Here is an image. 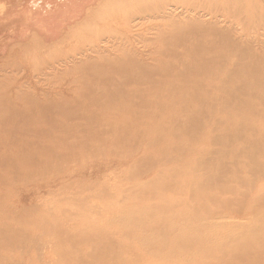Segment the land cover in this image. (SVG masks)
<instances>
[{
  "label": "bare ground",
  "instance_id": "bare-ground-1",
  "mask_svg": "<svg viewBox=\"0 0 264 264\" xmlns=\"http://www.w3.org/2000/svg\"><path fill=\"white\" fill-rule=\"evenodd\" d=\"M51 1H54V0H51ZM126 1L127 0H125V2ZM131 1L133 3H131ZM135 1H138V0H135ZM192 1L194 2V0H191L190 2L192 3ZM201 1H198V2L200 3ZM207 1L208 0L204 1V3H203L205 6H207V4H208L207 7L211 6L210 8H212V7L216 8V6H217V8H218V5H220V7L218 9L222 8L221 4H223L224 2L231 3L230 0L229 1L228 0L227 1L219 0V2H221V4H220L218 2V0L217 1L213 0L214 3L212 4V3H210L211 0H209L210 2L209 1L208 2L211 4L209 6V3ZM222 1H224V2L222 3ZM244 1H246V4L249 2L251 3V1H249V0L248 1L247 0H233V2H237V3L235 4L232 2L233 4H235V6L231 3L232 7H229V8H233V6H234V9L232 12L235 14L234 16H236L235 18L237 19V20L234 19L235 22H237V25L235 26L236 28L238 26H241L242 24H244V25H247L246 23H248V25L251 24V23L249 24L248 21L246 23L240 24L242 22L241 20H243V22L246 21L245 18H248L247 20L252 22V24L253 23L256 24L257 23L256 21L260 20L263 16V14H262L261 18H260L258 16V12H257L258 17L257 16H255V17H256V19L257 18H259V19L254 20L253 16H254V13L256 15L257 10L254 7V9H255V12H254L253 5H251L252 10L250 8V11H253V13H250L251 15L247 14L249 12L248 10H249L250 6L248 7V5H247L248 8L245 7V5H243V4H245ZM259 1H260L261 5L264 7V0L263 1L259 0ZM259 1H257V3ZM123 2H124V0H123ZM123 2H122V0H120V1L119 0L118 1L117 0H106V1L103 0V2H101L100 0H65L63 3H60L59 5H57L58 8H56L54 10V12H52L50 15H48V14L47 15H40V17L45 16V17H50L51 19H47V18L43 17L41 20H44V22H42V24H41L42 26L40 27V29L37 32L31 33V32H28L26 29H24V30L22 29V31L18 35L19 36L18 38H20L22 40L28 39L29 44H26L27 42H25V45L23 44V47L21 48V46H20L21 42H20L19 43L20 45L17 46V47H20L18 49H17V47H15V49H14V48H12L11 45H9L14 50L20 49L18 51V55H20V57L16 56L15 55L16 53L14 51H13V53L10 52L11 54H14L16 56L17 60H18V58H19V60L21 59L20 65L18 64L19 65L18 69L21 68V63H22L23 59L29 60V64H31L30 60L33 59L32 58L33 54L31 53L32 55H30V52H33V51H34L33 53H35V51H36L37 52L36 54H39V55H40V52L42 53V55H40V56L38 55L39 57L37 56L35 58L36 63H37L38 59H39L38 64H39V62L41 63V64H39V67L44 66L45 69L46 68H47V70L50 69V72H47V70L43 71L41 69L42 71L40 73V69L36 68L37 71L33 70V73H36V75L33 77V80L30 82L27 81V79L30 77L23 76L26 79V82L29 83L31 86V88L29 90H27V92H21L19 90V88L17 89V91H14V92L11 91L10 92L9 90H10L11 86L9 87L8 85L13 86L14 83L8 84L7 87H9V89H5L6 84L2 83L1 81L4 82L5 79H7L8 77L11 78V76H8L6 78H4V76L2 77V75H4V73L2 74V72H5L4 70H6L5 69L6 61H4V60L8 59V58H2L3 62H5V63L0 62V73H1L0 79L2 77V80H0V83H2V84H0V164H2L1 162L8 161V165L6 166V169L4 170V171H6L7 177H9L11 174L12 175L10 176V178L14 177V176H18V183L17 184L12 183L14 186L11 188L10 191L8 190L5 193H4V191L7 188H2L4 186V179L3 180L0 179V217L1 218L3 217V221H4V219L7 220L8 217L11 216L12 214H15V217H16L15 218L16 221L13 220L14 223L12 221L9 224H6L3 221L0 222V231H2L4 233L6 238H9L11 240H19L20 237H19L18 233H19L20 229H23L25 234H28L31 232V230L33 228L37 227L40 229H44V227H45L43 222H42V219L39 216L28 215L26 212H23L21 210L22 209V203H15L14 202L15 197H21L22 199L24 198L23 192H21V191L26 186L25 184H27V182H29L32 178L38 177L40 179L39 181H44L46 179L49 181V184H45V186H47V188L57 189L56 186L59 185L58 183L61 184V182H63V181H60V180H62L63 176H66V175H74L75 176L77 173V175H76L77 178L81 179L83 177V171L85 172L86 169H88V167L85 166V164L84 165H82V163L79 164L77 162L78 160H80V162H81L82 159H85L84 161L86 163L87 157L89 160L93 157L100 156V159H97V161H94V160L92 161L93 162L92 166H94V168L98 167V166H96V165H98V162L103 160V158L106 157V155L111 151L112 148L113 149L117 148V147H115V144H118V145L120 144L119 145L120 147L118 146V148L122 147V150L119 149L120 150L119 151V150H117L118 148L114 149L117 151H114L115 155L113 157L109 158V161H110L109 165L110 166L116 160L117 157H118L117 162L115 164L118 166L120 164H122L123 163L122 158L118 155H120V154L122 155L124 153H126V157L129 156L127 158L128 163H130L129 162L130 157H131L130 155H133L136 152H138L137 154H139V156H142V158H143V155L147 156V153L149 155L147 157H150L149 152L153 153V151H155L156 149L153 151L147 152V151H145L147 148L143 147V146H145L144 144H146V145L148 144V146H150V148H151V145L152 146L154 145L153 144L154 141H155L154 142L155 144H157L159 141V144L161 146V140H158V139H160L159 134H161V131L166 130V128L168 127V125L166 126L164 121L169 119L171 122L172 118H173V121L177 118L180 120L181 117H178V115H180V114L183 115L182 110H183V108H185V106L188 105L187 102H189V101L192 102L193 100H197L200 103L201 100L203 101L205 99V97L212 94L210 92H212V90L215 89L214 88L215 85L218 86L217 85L218 82L215 84V79H216L215 77L216 76L218 77L217 73H215V72L220 67H218L217 70L215 69L216 68L215 64H217V63H215V61L222 59L224 61L221 62V60H220V63H225L224 64L225 66H229L228 64H232L233 67L230 66L231 67L230 71L232 70V68L236 69L238 66L237 65L236 68L234 67V65L238 64L239 62H238V60H237V63L235 61L231 60L232 58H234L233 57L234 54L232 53V50L229 51V49H232L234 47H235L234 49H236L237 45H241L242 40L244 39L242 37H245L244 34L246 32H243L244 34H242L241 31L238 30L239 28H242V27H238L236 30L234 29L235 31H233L234 26L232 27V24L230 22L234 17L232 18L233 14H231V15L229 14V13H232L230 11L232 9H229V11H228L229 12L228 14L230 15V16L228 15V17H231L230 21H229V19L226 20V22L229 21L230 25H228V26L226 25L227 23L224 21L223 22V23H225V24H223L224 27L223 26L218 27L219 26L218 24L221 25L222 23L219 22V18L215 17V15L218 16V15H220V13H222V16H224V18H225V15H227L226 9H228V8H226V7H228V5H229L228 3H227L228 5L226 4L227 6L225 5V3L223 4V6H226V7H224L226 9H223V8L220 9V13H218V14H216L215 11H214L215 14L213 13V8L212 9L206 8L203 4L200 3L201 5H203L205 7L207 12L209 11L207 9H210L211 13L210 12L207 13L206 11H204L206 13V14H204V13L200 12V10L202 8L198 9L201 7V5H198L200 7L195 8L196 5L198 4L197 2H196L197 4L194 7H192L193 10H190V8H188V7L189 6L191 7L192 5H190V2L188 0L189 5H187V7L183 6L182 8H180L178 10H180L182 12H186L188 14L191 13L192 15H195L197 17H201V20L202 21L205 20V23H202L201 20L200 21H190V24H187L188 28H186V27H181V26L180 27H173V24H174L173 22L166 24V21H168V20H163V19L159 20L163 17L162 14H167V11H165V10H163L161 12L162 13L161 14L159 11H157V12L154 11V8H152V9H148V8L140 9L139 6L140 7H142L143 5L145 6L146 1L142 4L141 3V2H143L142 0H139L138 3L134 2V0H128L126 2L127 6L125 5V2H124L126 9L123 5ZM183 2H182L183 4H186V3L188 4V2H186V0H184ZM205 2H207V3H205ZM217 2H218V4H217ZM2 3H3V1L1 2V4ZM128 3H129V5H128ZM250 3H249V5H250ZM132 4L133 5L135 4L136 6L133 7ZM137 4H139V5H137ZM140 4H142V5H140ZM194 4L195 3H193V5ZM121 5L123 7H121ZM131 5L133 8H135V9L137 8L135 16H134L135 9H131L130 8ZM236 5H238V6H236ZM258 5H259V3H258ZM150 6H152V5H150ZM150 6H148V7H150ZM0 7H2V8H0L1 10L4 9V7H5L4 3ZM127 7H129L130 10H132V11H129V13H131V14L133 13L132 15L134 17H132V15L127 13L128 11H126V10H129ZM243 7H245L244 9H248V10H243ZM263 7H262V9L264 11ZM186 8H188V9H186ZM138 9H140L142 12ZM214 10H217V9H214ZM221 10L224 11V13H225L224 15H223V12ZM137 11L141 12L140 15L137 13ZM43 12H44V10H43ZM217 12H218V10H217ZM245 12H247V13H245ZM246 14L250 15L253 18L250 17V19H249V16L246 17L247 16ZM123 16H125L126 19H125V17L123 18ZM110 18H113V19L115 18V19H117L116 21L122 20V22L124 19V22L123 23L120 21L116 22L114 20L110 21L111 20ZM215 18L218 19V21H217L218 24H216ZM226 18H227V16H226ZM27 19H28L29 23H30V21H32V19H30V17ZM107 19H109L107 21L108 23L114 21V23L116 22L115 24H117V25H118V23H120L121 26L123 25L122 26V27H124L123 30H120L121 27H119L118 29L115 28L117 31H119V33H118L119 35L115 34L116 32L111 34V32H112L111 30H113L114 27L117 26V25H114L113 23H112L114 26L113 29L111 27L112 26V24H111L110 25L111 28L109 27L106 30V26H109V25L107 24L106 21H102V20H107ZM221 19H223V17ZM262 19L264 20V18H262ZM251 20H253L255 22H253ZM97 21L98 22L101 21L100 23H103V24L105 22L106 25L105 24L103 25L105 27L104 30H106L108 32V30L110 29L108 32L109 35H112V37H114L116 35V38L118 37V39L112 38V39L116 40V41L113 40L114 43L111 41V43H112L111 44V43H109L110 40H108V41L106 40V43L104 44L105 41L103 42V40L101 38L103 37L104 33H106V32L103 30L104 33H102L103 35L101 38H100V33H99V38L101 40H99L98 36L96 38H98V40L100 42H103L104 46L106 44L108 46V44H109V46H110L109 48H111L115 44H117V45L119 44V46L124 45L125 49H123V47L121 46V49H122L121 52H123L122 54L126 55V51L129 49L134 50V53L132 55H135L139 50H140L139 52L141 54H138L139 56H134L132 58H129L130 54L133 52V51H131L129 53V57H128V54L126 56V58L128 57V59L125 60V62H124L123 59L125 57H122L123 62H121L122 61V60L120 61L121 56H119V54H118L119 52L117 51V54L120 57V59H118V60L121 63L116 62V63L112 64L113 61H116V60H112V62H111V60H109L111 62V65H110V63L108 64V61H107V64L102 63V65L105 67L107 65L110 66L109 68L107 67V69L104 67L106 69V71H108L109 69H112V71H110V72L109 71L108 72L100 71L102 66L97 67V68L101 67L100 70L99 69L96 70L94 67V69H92V71H90V72L86 71L85 69H87V68H85V67L88 64V58H89L88 55H90L91 53H94V54L96 53L95 55L98 56L99 54L103 53L102 54L103 56H104V54L107 56H110L106 53L107 52L109 53L110 50L113 49L112 48L109 50L107 46L101 47L100 43L98 41H96L97 39L94 40V42H98L99 45L94 43V42H89V41H93V40L87 39V40H89V41H87L85 39L86 36L87 37L89 36V33L93 32V35L95 33L97 35L98 34L97 32L101 31L104 28V27L99 28L98 25L100 23L97 25ZM238 21H240L239 24H238ZM36 22L37 21L35 19L32 21V24L36 23ZM196 22H198V23L196 24ZM233 22L234 21L232 20V23ZM258 22H259V25L261 26V24H262V23L260 24L261 21H258ZM148 23H150V24H148ZM187 23H189V22H187ZM257 25H258V23H257ZM257 25H254L255 28L257 27ZM155 26H157V27H155ZM164 26H171V29L169 27H167V30H169L168 33L172 32L175 35V37L176 36L178 37L179 34L185 35V34L189 33L190 37H189V39L187 38L188 39V41H186L187 43L193 42L194 41L193 38H195L196 40L198 38H201L202 40H204L203 39L204 36H209L208 38L212 39V40L210 39V42H209V45H210V43L212 44L214 42V40L217 38V36L220 38H221V36L225 37V35L228 34L227 32H229L230 33L229 35H232V38L227 39V40L221 39V41L222 40L225 41L224 42L225 46L222 45V46H224V50H227V53H232L233 56L230 59L229 58L230 56L225 58L226 55L223 54L224 57H222L221 55L224 51L220 55V52L222 51V49H221V45H219V44H221V43L223 44V41L222 42L219 41L220 38H218L219 39L218 42H220L218 45L220 48L218 46H216L219 48V50H216L217 48L214 49L215 48L214 46L210 45V47H208L209 45L208 46L205 45V47H208V48L212 47L214 49V50H212L213 52H215V50H216V52L220 51V52H218L219 54L213 53L214 55H208L209 54L208 52H210V50H211L210 49L208 51L207 50L208 48L206 50H204L203 48L202 49H198V48L196 49V47H198L199 45H200V47H203L204 45L202 44L203 45L202 46L201 44H198V43H201V41L198 43L196 41L198 46L196 44V47H195L194 46L195 41H194V43H190V44H192L191 46H194V47L187 46V43L185 42L188 49L190 48V51L188 49H186L185 50L186 52L184 54H181L180 56H178L179 55L178 53H181L183 50L182 41L184 39H186L185 37L187 35L184 37L183 40L182 39L180 40V38H177L181 41V42H179V40H177L178 41V44H177V43H175V42H177V41H175L176 38L172 35H171L172 37H170V38H172L171 40L165 39L168 37H165L164 34H168V33L166 32V29H165L166 27H164ZM215 26H217L218 28H222V29H216ZM225 26H226V29H225ZM247 26H245V27H247ZM262 26H263V24H262ZM97 27H98V29H97L98 31L96 30L97 31L96 32L95 29ZM159 27H161V28H159ZM192 27H193V29L191 30L190 28H192ZM250 27L251 26H248V28H247V29H250V31H251V28L253 30L255 29L253 27V25L251 28ZM139 28H141V29H139ZM155 28H157V29H155ZM223 28H224V30H223ZM99 29H101V30H99ZM138 29H139V31H138ZM187 29L191 30V31H188ZM243 29H245V28H243ZM258 29H260V27L257 28L256 34H257ZM261 29H263V28H261ZM114 30H113V32H114ZM237 30L239 31V33L236 32ZM103 31H101V32H103ZM120 31H122V32L120 33ZM143 31H146L145 35H149V36H152L153 34H156V36L158 35L157 40L159 42L158 43L159 47L161 46L160 44H162L163 47L161 46L162 48H159V47L157 48V56H155L152 53L153 48L150 46L152 44H149L151 42H149V43L147 42L149 45L142 42L143 44H145L142 46H140L142 44V43L140 44L141 41H139V44L137 43L138 41L136 40V37H138V34L140 35V33L142 35L144 33ZM250 31H247V32H250ZM137 32H139V33H137ZM164 32H166V33H164ZM186 32H188V33H186ZM253 32H255V30ZM253 32L251 31L250 33H253ZM108 33H106L105 36ZM235 33L237 35H235ZM258 33L260 34V35L257 34L259 36H261L263 34V33L261 34V32H259V31H258ZM93 35H90L91 39H92ZM96 35H94V36H96ZM109 35H107V36L109 37ZM168 35H166V36H168ZM181 35H180V37L183 36V35L182 36ZM215 35H217V36L215 37ZM257 35L253 36L254 38L257 37V38H255V40L260 38ZM210 36H212V37H210ZM106 37H103V38L105 39ZM253 37L250 39L254 40ZM190 38H192V40ZM213 38H214V40H213ZM227 38H229V37H227ZM262 38L264 39V35L262 36ZM106 39H108V38H106ZM147 39H148V36H147ZM157 40H156V43H157ZM247 40L248 39H245V41H247ZM47 41L48 42L50 41L51 43H48ZM52 41H56L57 43H53ZM205 41H206V39H205ZM211 41H213V42H211ZM259 41H260V39L258 41H255V42L250 41V44L251 43L253 44V45L251 44V47L256 45L254 43H257ZM248 42H249V40H248ZM180 43L182 45L181 46L182 49L179 46H175L176 49H178V47H179V49H181L180 52H177V54H176V51H175L176 55L172 52L176 58H172V60H171V58L169 57V60L167 62V59L169 56V54H168V56L166 55L167 59H165V56L162 58L165 60L160 59L162 57L160 55L163 54L162 53L163 50H164V52L165 51L169 52V51H167L168 49L167 50H165V49L169 48L173 44L180 45ZM204 43H206V42H204ZM243 43H244V40H243ZM243 43H242V45H243ZM245 43H244L243 47L241 46V48H240V46H239L240 49L237 47V49L234 50V52L237 50L239 51V53L242 56L241 57L242 60L243 59L246 60L247 56L245 54L250 55L249 54V53H251L250 50L252 48L253 49L256 48V46H257L256 45V46L251 48L250 45H247L251 49L244 48ZM12 45H14V43ZM68 45L69 46L71 45L70 48H72V46L76 47V49L73 47L74 48L73 50L75 51V53H74L75 55H72L73 53L68 52V53H71L70 54L71 56L64 57L66 55H64V56H62V55L64 52H67L65 50L66 49L65 46H68ZM259 45H258V47H259ZM10 47H9V49L12 50ZM175 47L173 45L172 48L175 49ZM262 47H261V49H262ZM62 48H63L64 52L61 51L59 53V49H62ZM67 48H69V47H67ZM127 48H129V49H127ZM172 48H171V50L173 51ZM116 49L118 50L117 46L115 47V50H112V51H116ZM171 50H170V52H171ZM124 51H125V53H124ZM129 51H127V52H129ZM135 51H136V53H135ZM254 52H255V50H254ZM7 53H8V51L6 52V54ZM10 53H8V55H10ZM68 53H64V54H68ZM113 53H112V56H113L112 58L114 59V55L116 52L114 54ZM260 53H261V51H260ZM173 54H171V56ZM235 54H237V52H235ZM253 54L254 53H252L251 55H253ZM14 55H12V56L14 57ZM55 55L56 56L60 55V57H62V58L64 57V58L60 59V57H56ZM216 55H218V56H216ZM251 55H250V57H251ZM255 55H257V53ZM2 56H4V55H2ZM5 56L7 57V55H5ZM12 56L10 55L9 59ZM86 56H88L87 59L85 60L86 62L78 61L79 59H81V60L84 59ZM118 56H115V59H116V57L119 58ZM122 56H124V55H122ZM104 57H106V56H104ZM253 57L255 58V56H253ZM253 57H252V60H254ZM103 58H101V59L98 58V59L100 61L101 60L103 61ZM112 58L109 57V59H112ZM236 58L237 57H235V59ZM93 59H94V57L90 61L92 62ZM98 59H97V61H99ZM173 59H176L178 61L177 62H176V60L173 61ZM179 59H183L182 62L179 63ZM249 59H251V58H249ZM249 59H247V60H249ZM104 60L106 61L105 58H104ZM247 60H246V63H247ZM263 60H264V57H263ZM0 61H1V59H0ZM12 61H13V59L11 60V63H12ZM97 61H95V62H97ZM249 61H248V63H250ZM14 62H16V60ZM33 62H34V60H33ZM33 62H32V64H34L36 66L37 64H35ZM79 62H81V65L84 66L85 69L83 68L81 70L82 67H80V68L77 67ZM256 62L257 61H255V63ZM260 62L264 64L263 61L260 60ZM260 62H259V64L261 65ZM27 63L28 62H26V64ZM85 63H87L86 66L83 65ZM94 63L88 64V66H95L96 64H94ZM220 63H218V64L220 65ZM242 63H244V62H242ZM246 63L242 65L243 69H241L240 68L241 65H239V69L237 68V70H235V71L233 70L234 73L235 72L238 73L237 75H233V71H232V76L234 77V79L231 76V74L229 75V78H227L228 76H227V73L225 71V66L223 67V70L225 71L224 76L226 79H229L230 81L233 79L231 82H229L232 84V88L234 87L233 83H232L234 81L235 84L239 83V85L238 84H237V86L235 85L236 88H239V89L241 88L243 90V88L246 86L245 91L247 92V89H249V92H247V93L249 95H251L252 92L250 94V90L251 91L254 90V92H255L256 86L253 87V89H250V87H247V85L249 84V81L248 82L245 81L247 84L246 85L243 84L240 87V85L244 82V80H250L247 78V72H248L247 68L249 65L251 66V64H248V63L246 64ZM24 64H25V62H24ZM218 64H217V66H219ZM240 64H241V62H240ZM100 65H101V63H100ZM11 66H13V65H11ZM35 66H33L32 68L35 69ZM220 66H222V65H220ZM244 66H246L247 68H244ZM16 67H17V65H16ZM252 67H254V65H252L250 69L248 68L249 71L251 69H253ZM262 67H261V70L264 69ZM9 68H10V66H9ZM90 68H92V67H90ZM11 69H12V67H11ZM18 69H17V72L20 71ZM240 69H241V72L240 71H239L240 73L237 72ZM83 70H85V71H83ZM93 70H95V71H93ZM243 70H246V71H243ZM12 71H14V68ZM21 71L19 72L20 74H21ZM224 71L221 70L220 73L222 74ZM5 73L7 75L11 74L10 72H7V71ZM14 73L16 74V72H14ZM19 73H17V74H19ZM248 73H250V72H248ZM221 74H219V76ZM222 75L219 77V80H221ZM251 75H249L248 77L251 78L250 77ZM262 75H264V74H262ZM56 76H60V77L56 78ZM224 76L222 78H224ZM235 76H237V77L235 78ZM255 76H257V75L252 76V78ZM230 77H232V79H230ZM260 77H261V75H258L257 80H259L258 78H260ZM10 78H8V79L11 80ZM225 78L223 81L226 80ZM238 78H239V80H236ZM245 78H247V79H245ZM261 78L263 79L264 76H262ZM255 79H254V82H252L253 79H252V81L250 80V82H252L251 83L252 85L250 84L249 86H253V83H255V82L259 83L262 80L261 79L259 82H257V80L255 81ZM52 80L56 84L52 83L51 82ZM229 80H226L227 82L226 81L225 82L228 83ZM238 81H240V82H238ZM9 82H11V81H9ZM261 82H260V84L262 85L263 81H261ZM260 84H258L259 86L257 85L258 87H256V91H257L256 93L257 94L263 93L261 95L264 96V86L260 87ZM228 85H230V84H228ZM254 85H256V84H254ZM4 86H5V88H4ZM14 86L19 87L18 84L14 85ZM39 86H41L42 88H40ZM229 88H230V86H229ZM229 88L227 89L228 90L227 94H231V92H230L231 88H230V90H229ZM257 88H258V90H257ZM14 89H16V88H14ZM210 89H212V90H210ZM235 89L233 90V92L236 91ZM206 90H210V91H208V94L205 93ZM224 90H225V92L227 91L226 88ZM240 90H238V91H240ZM199 91L200 92L203 91V92L201 93V96L198 97L197 93L199 94ZM221 91H222V89H221ZM214 92H215V90H213V93ZM219 92H220V90L218 91V93ZM233 92H232V95L235 94V92L234 93ZM243 92H244V90H243ZM192 93H194V94H192ZM203 93H204V95L206 94L207 96L203 97V95H202ZM239 93L240 92H237V94H239ZM190 94L192 95L193 99L190 98L191 97ZM223 94H225V93H223ZM227 94H226V96H227ZM241 94H242V91H241ZM241 94H240V97H241ZM244 94L245 93H243V95ZM193 95L195 96V99H194ZM243 95H242V97L244 98V96H246V94L244 96ZM196 96H197V98H196ZM219 96L220 95H218V97ZM234 96L235 97L233 100L232 99L228 100L229 97L227 96L228 102H230V101L232 102V103L230 102L232 104V106L229 103L230 104L229 107L231 106L232 109L234 106H235V108H237L236 107V101H235L236 95H234ZM255 96H254V98H256ZM201 97H203L204 99ZM211 97H213V100L211 98V100L213 102L215 99L217 100V102H219L218 97H215L213 94ZM258 97H260V96H258ZM23 98L26 100V103L24 105V103L22 102L23 104H21L19 106L17 101L18 100L22 101ZM209 98L210 97H207V99H209ZM222 98L224 100V98H226V97L222 96ZM245 98L244 99L247 100V102L244 101V99H241V101L244 102L242 104L243 105L247 104V106H249L248 105L249 98H247V97H245ZM225 101H226V99L224 100V102L220 101L222 104H225V105L219 104L220 102L218 104L220 106H223V107H221V109L222 108L225 109V111H224V109H222V110L219 109V110L226 112V114H227L229 111L228 109H230L231 107L230 108L225 107L226 104L228 105V103H226L227 101L226 102ZM233 101H235V105H234ZM261 101L260 102H254L253 101V102H254V104L261 105L262 104ZM213 102H212V104H213ZM217 102H215V103H217ZM249 102H251V100H249ZM194 103H197V102H194ZM204 103H206V102H204ZM201 104H202V106L199 104L198 107L201 106V108H204L203 107L204 104L202 102H201ZM242 104H240L241 107H242ZM172 105L174 107H175V105H177V106L174 108ZM240 105H239V109H240L241 113H242V110L246 108V110H243L244 112L242 113V115L239 114L240 113L239 109H237V111H236V109L235 110L233 109L234 111L232 109H230V110H232V113L235 111L238 112L239 116H242V119L243 118L245 119L246 116L243 117V114H245L247 112L248 108L244 107L241 110ZM207 106H205V108ZM251 106H253L252 107L253 109H255V107H256L255 105L250 104L249 107H251ZM262 106H264V103L262 104ZM192 107L194 108V106H192ZM168 108H169V110H171V109L172 110L175 109V111L177 110V113H175V115L176 114L177 115L173 117L174 112L166 110ZM187 108L190 110L193 109L190 107V105H188ZM207 108H209V107H207ZM252 108L248 109L247 113L249 115L251 114ZM261 108H260L261 110L264 109V107H261ZM214 109L217 110V107ZM194 110H197V108ZM216 110H214V111H216ZM249 110H251L250 113H249ZM200 111L201 110H199L198 112H200ZM214 111L211 113L208 112V114L210 113L209 116L212 115L213 119L216 116V114L214 116ZM253 111H256V110H253ZM170 112L172 115L170 114ZM195 112L193 113L194 116H196ZM218 112H217V115H218ZM186 113L188 114L187 109H186ZM203 113L206 115L205 112H203ZM203 113H201L203 120H202V118H200L201 121H199V123L197 122L198 120L196 119V117L195 118L193 117L194 121L196 120L195 122L198 123V126L194 125L193 129L187 128V126L189 127L191 125H189V124L187 125L186 119L181 120L182 122L186 121L185 122L186 124L183 123L184 125H186V127L182 126V124L180 126H182V128L185 127L186 129H188L189 131L185 129L186 132L187 133L189 132V134L192 135L190 137L188 136V138H190V139L195 138V136L198 133H200L201 131L203 133V131H205L204 122L206 121V119L203 117L204 116ZM232 113H229V115L227 114V119H228V117L232 116ZM193 114H191V115H193ZM219 114H221V112ZM248 114H246L247 117H248ZM254 114H257V113L254 112ZM263 114H264V112H263ZM182 115H180V116H182ZM223 115H221L222 118H223ZM234 115L235 114L233 113L232 120L230 119L232 122L227 120V119H226V121H229L231 124L235 123L236 122L235 120H237L238 117L236 119H234L235 118ZM190 116L188 118H190V120H191L192 117H190ZM253 117H254V115H253ZM193 118H192V120H193ZM249 118L250 117H248V119H247V120H249L246 122L247 124H248V122H250V123L252 122V121H250ZM208 119H210V118H208ZM244 119L242 121H244ZM223 120H225V119H223ZM233 120L235 122H233ZM161 121H163V123L165 124V128H163L161 131H159L158 128H157V130L154 129V128H156L155 127L156 125L160 124V126H161V124H163ZM208 121L207 122L209 124L211 121L210 120H208ZM242 121L240 120V122H242ZM245 121H246V119H245ZM158 122H160V123H158ZM176 122L178 123V124L176 123L177 126L174 124L175 122H172V124L174 126L178 127L180 122H178V121H176ZM195 122H192V123L196 124ZM213 122H216V121H213ZM218 122H217V124H218ZM229 122L228 123L226 122L227 127L225 126V129L227 131V134H226V132H225V134H226V136L227 135L228 136L227 137L223 136L225 129L222 132V135H220V136H223V139H225V140L222 139L224 141V143H223V141L219 140V139H221L219 136H218L219 137L218 140L215 139V135H214L215 133L213 134L214 136L210 133L212 136L209 135V137H212L211 139L214 138L213 140H217L218 147H220L219 141H221V146L223 147L222 150L220 149L221 151H223L226 148L227 149L232 148V147H233L232 149H234V147L238 148L239 143H237V142H240V140L242 141V139L245 138L246 140L245 141L243 140L242 144L241 143L239 144V146H240L239 148L249 150V149H247V147L251 146L252 149L249 147L251 149V151L249 150L246 152L245 150H243V152H242L243 155L237 156V154L235 153L236 152V148H235V151L229 150V152L230 153L233 152V154H236V157L233 154L229 155L230 154L229 152H228L229 154H227V156L228 157L232 156V159H230L226 156L221 157V155H223L224 152H222L223 154H220L221 152L218 149V147H216L217 149L215 148L216 144L214 142H216V141H213V143L215 144L213 146L214 149L210 146V148H207V149L204 148L205 149L204 152H201L204 149L199 151L200 154H204L205 152L206 153L208 152L207 154L206 153L204 154V155H206L205 157L202 155H200V157H199L197 152L195 153L198 156V158L196 157L197 158L196 159L197 164H200L202 166V164L206 163L207 164L206 167L202 166V168H200L201 166L199 167L197 165H195V167H194L192 164L193 167L192 166L191 167L193 169L191 168L190 172L188 171V168L191 164H189L188 162L191 159L188 157L184 158V156H182L184 154L181 153L182 150L180 152L182 155L181 154L180 155L182 156L183 159L181 157H178L177 152L174 151V153L176 152L175 156H177L178 158H181L182 162L178 163L181 166V167H179L180 170H179V168H177V166L176 167L174 166L173 162H172L173 167H172V164L169 165L168 168L175 169L174 171L175 172L177 171V173L172 171V173L174 175L172 177L171 176L172 174H170V176H169V173H168V172H171L170 171L171 169H169V171L166 172V174L169 176V177L167 176V179H166L167 187L169 189H171L173 192L171 197H177V198H181L183 200L188 199V203H186L185 211L183 213H181L182 210H177V212L171 214V217L169 219V223L171 225H169L166 229V234L169 238L168 242L170 243L167 246V247H169V253H170L169 256L166 257L168 259L161 258L163 260H159V256H156L155 258H156V260L157 259L158 260L155 261V258L151 259V260H154L153 262H155V263H150V262H152V261H150L148 264H264V259H262V258H264V253H263L264 250L262 251L263 256H261L262 255L261 250L263 249L262 246H264V157L262 158L259 156L261 153H264V144L263 145L261 144L264 142H262L263 139L260 136L261 134L259 133L260 135L258 138V136H255L258 133H256L254 135L253 134L254 131L251 129L253 127L255 132H261L262 131L261 129H263L264 125H262L263 127H261V125L260 126H258V125L256 126V124L253 125L255 123V121H254V123L252 122L253 126L250 127V129L253 132H250L249 131L250 129L248 128V126L250 124L246 126V125H244L245 123H243V125L241 127L233 124L234 127H232V129L235 128V130H232L233 133H231L232 131L231 132L228 131V129L231 130V127L228 126V125H230ZM240 122L237 121L236 124H238ZM189 123L191 124V121ZM214 124H216V123H213L212 125H214ZM258 124H261V123L258 122ZM221 125L219 122L218 126H221ZM233 125H231V126H233ZM172 126H169V127L171 128ZM161 127H164V126H161ZM222 127H223V125H222ZM245 127L248 128L249 133H251L249 135L253 134L254 136L253 135L252 136H253V138L256 137L255 138L256 140H257V138L260 139V137H261V139H262L261 143H259L260 140L257 141V143L255 142V144L259 143L260 144L259 146H257V145L253 146L251 144L247 145L248 143H250V141L252 143V141L254 140V139L252 140V136L247 135L248 138L247 137L243 138L241 136L242 134L240 135L241 137L238 136L239 135L238 132L240 133V131L243 130L242 128H245ZM257 127H259L260 129ZM170 128H168L169 132H170ZM214 128H216V126ZM256 128H257V130H256ZM172 129H171V131H172ZM175 129H177V128H174L173 130H175ZM178 129H181V128L178 127ZM190 129H191V131H190ZM211 129H213V126H211ZM220 129L222 130L221 127L218 128V130H220ZM258 129L260 131H258ZM185 130H184V132H185ZM192 130H193V132H192ZM194 130H195V132H194ZM176 131H178V130H176ZM220 131H219V133L221 134ZM243 131H241V132H243ZM263 131H264V129H263ZM209 132H211V131H209ZM214 132H215V130H214ZM228 132H229V134H228ZM164 133H165V131H164ZM166 133H168V132H166ZM172 134H173V132L169 136L173 137ZM208 134L206 135L207 137H208ZM247 134H248V132H247ZM165 135L166 134L163 135L165 138L161 137V139L162 140L165 139L164 141L166 143V142H168V140H166V139H169L170 137L167 138V135L166 136ZM178 135L180 136L179 133H178ZM236 135L240 139L236 138ZM243 135H246V132ZM262 135H264V132ZM197 136L200 137L201 135H197ZM172 137L170 140H172ZM207 137H206V141L209 139ZM249 137H251V139ZM174 138L176 139L177 136L173 137V139ZM200 138H202V137H200ZM200 138H195L194 140H192V142L197 141L196 143H198L201 141ZM156 139L158 141H156ZM175 139L173 141H175ZM107 140H110V141L114 140V142L112 141V143H113L112 145L114 147H111L112 145L108 147ZM117 141H119V143H117ZM148 141H150L152 144L151 143L149 144ZM164 141H162L163 145H164V143H163ZM173 141H172V143H173ZM130 142H132V143L129 144ZM110 143L111 142H109V144ZM182 143H183V141H182ZM182 143H181V145H179L180 148L178 147V149L176 148L177 141L175 144L176 146L174 145L175 147H173V144H172V147L171 146L170 147L172 149L175 148V150L177 149V151H178L179 149H181V147L187 146L185 144L182 146ZM236 144H237V146H236ZM106 145H107L108 149L105 147ZM165 145L167 147V144H165ZM190 145H192V144H190ZM198 145H199V143H198ZM127 146H128V148L126 149ZM92 147H93V149H91ZM156 147H157V145H155V148ZM159 147H157V150H160ZM187 147H189V146H187ZM192 147H193V145H192ZM138 148L140 149V151L143 154L139 153L140 151H137V150H139ZM143 148H146V149L143 150ZM150 148H149V150H150ZM160 148H164V147H160ZM190 148L191 147H189V149ZM152 149L153 148H151V150ZM182 149H185V147ZM215 149H216V151L218 150L217 151L218 153H214V154H217L216 156H218L219 158L218 157L215 158L216 156H214V154H213V151L215 152ZM191 150L195 151V148H191ZM197 150H198V148H197ZM226 150H224V151H226ZM93 151H95L96 153H94ZM161 151H162V149L160 151H158L156 154L157 155H158V153L160 154ZM163 151L165 152L166 150L163 149ZM163 151L161 154H163ZM186 151H185V154H186ZM192 151L191 152L189 151V153L193 154ZM168 152L164 153L165 158L163 157V155L160 158L159 157L158 158L159 159H161V158L166 159V156H167L166 153H168ZM91 153H94L95 155L93 156V154L91 155ZM171 153H173V152H171ZM178 153H179V151H178ZM192 154L190 156H192ZM195 154H193V155H195ZM218 154H220V155H218ZM11 155H14V157L12 158ZM157 155L155 157L154 156L151 157V158H155V159L151 160V162H154L156 160ZM135 156H136V154H135ZM135 156L133 155V157H135ZM146 156H144V157H146ZM175 156H173V154L171 155L173 161H174V159L177 158V157L175 158ZM147 157H146V160H144V161L151 159V158H147ZM137 158L138 157H136V159ZM178 158H177V161H179ZM131 159H132V157H131ZM143 159H145V158H143ZM143 159L141 161H143ZM167 159L169 160L170 157L167 156ZM168 160H167V163L171 162V160L170 161H168ZM132 161H133V159L131 160V162ZM136 161L137 160H135V162ZM138 161H139V159H138ZM141 161H140V164H141ZM144 161H143V163H144ZM192 161H193V159L191 160L190 163H192ZM149 162H147V163H149ZM159 162H160V164H162L161 161H159ZM200 162H202V163H200ZM164 163H163V165L166 164V163L165 164ZM186 163L189 164V166L187 165L188 168L185 169L188 173H185L184 175H180L181 172H178V171H181V168H183V171H184L185 166L183 167L182 165H184ZM86 164H88V163H86ZM134 164H136V163H134ZM151 164L154 165V163H151ZM151 164H150V166H151ZM155 164H156V166H158L157 164H159V163L155 162ZM71 165L84 166V167H82L81 171L75 172L74 169H70ZM141 165L143 167V165H145V164H141ZM175 165H177V164L175 163ZM150 166L147 168L148 169L150 168V170L152 171ZM236 166H238V167H236ZM152 168H154V166H152ZM168 168L167 169L165 168L166 169L165 171H167ZM176 168L178 170H176ZM145 170H146V168H145ZM147 170L144 172L143 177H141V179L143 181L146 180L147 178H150L151 180H153V179H155V177L158 174L160 176H162L164 174L163 172L160 173L159 169H158L159 171L157 169L155 170L158 172H155L153 170L155 173L153 171L147 172ZM143 171L144 170H142V174H143ZM183 171H182V173H183ZM245 171H247V172H245ZM79 172H81L82 175H78ZM106 172H108V171H106ZM152 173H154V174H152ZM178 173H179V175H175ZM107 175H108V173H107ZM78 176H80V177L82 176V177L80 178ZM156 179H158V178H156ZM84 181L86 182V180H84ZM84 181L82 183H84ZM115 181L117 182V180H115ZM115 181H114V183H115ZM42 183L43 182H39V184L34 185V187H39ZM89 183L87 182V184H89ZM62 186L63 185H61V187ZM64 186H65V184H64ZM88 186L89 185H87L86 187H88ZM246 186H248V189L245 190ZM58 188H60V187L58 186ZM247 197H250L249 200ZM202 200H206V202H204ZM236 204H238L241 207L242 211L243 210L245 211L243 213L244 215H242L241 217L232 211L233 207ZM238 205L235 207H239ZM256 205H257V207H256ZM2 207H5V209L3 211H2ZM246 207L250 208L249 209L250 212L248 211L249 216L246 213L247 212ZM243 208H245V209H243ZM227 211H230V212H227ZM251 211H253V212H251ZM240 213L241 212H239V214ZM28 216H29V218H28ZM194 217L197 220L196 221L197 223L192 225L191 219L192 218L194 219ZM61 229H63V227H61ZM181 229H183V232L182 231H180V232H182V233L186 232L187 234H182L179 236L177 234H174L176 231H179ZM184 229H185V231H184ZM191 229L194 231L192 232ZM190 230H191V232H190ZM38 234H40V233H37L35 236H37ZM244 235L249 239V241H247V242H251L250 240H252V239H253V241H254V239H259L257 241L255 240V241L258 242V246H259V241H260L262 246L260 244L259 248L261 247V249L255 248L257 246V244L255 246L252 245V244H254L255 241L254 242L252 241L251 243H249V245L251 244L250 245L251 247L248 244H246V246H247L246 247L244 242L247 240V238ZM69 236H65V238L69 237ZM66 239H65V241H66ZM244 239H245V241H244ZM26 240H27V238L25 239V241ZM63 242H64V240H63ZM64 243L62 244V246L64 245ZM208 243L210 245H208ZM215 243H217V244H215ZM229 243L230 244L233 243L234 245L231 244V246L233 245L234 247H227L226 245ZM40 244L46 245L47 243L44 241H41ZM244 246H245V248H244ZM252 247H254L256 251L253 250ZM106 248H105L106 256L108 258L111 257L112 259L116 260L117 264H134V261L132 259L128 260V262H125L123 260L122 255L119 252L114 251L113 248H111V247H106ZM259 250H260V252L257 253V251H259ZM219 251H221L222 254L220 256H218L217 257L218 259H217V258H215V256H216L215 252H217V254H218ZM255 254H257V255L259 254L258 255L259 257H257V255H255ZM165 255L163 257H165ZM201 257H203V258L205 257L206 259H204V261L202 262L203 258L201 259ZM260 257H262V258H260ZM250 259L251 260L256 259V260H254V261L252 260L250 262ZM259 259H260V261H258ZM83 263H84V261H81V260L74 261L71 259H66V260H63L57 264H83ZM0 264H12V263L4 262L2 260V258L0 257ZM21 264H29V263H21ZM136 264H140L139 259L137 260Z\"/></svg>",
  "mask_w": 264,
  "mask_h": 264
},
{
  "label": "rangeland",
  "instance_id": "rangeland-1",
  "mask_svg": "<svg viewBox=\"0 0 264 264\" xmlns=\"http://www.w3.org/2000/svg\"><path fill=\"white\" fill-rule=\"evenodd\" d=\"M3 1V3H4V5H5V7H4V9H0V59H1V61L0 62H3V59L2 58H8V59H5L4 61H6V63L5 62H3V63H5L6 64V66H5V69L6 70H4L5 72L7 71V72H10L9 74L10 75H7L5 72H2V74L4 73V75H2V77L4 76V78H6V77H8V76H11V78L10 77H8V78H10L11 80H9L8 78L7 79H5V81L3 82V81H1L2 83H4V84H6V88H5V86H4V88L5 89H9V87L11 86V88H10V92L11 91H17V89L19 88V90L21 91V92H27V90H29L30 88H31V86H30V84L29 83H27L26 82V79L23 77V76H26V77H30V78H28L27 79V81L28 82H30V81H32L33 80V77L36 75V73H33V70H36L37 71V69L36 68H38V69H40V73H41V71L43 70V71H46L47 70V68L45 69V67L43 66V67H39V64H41L40 62H39V64H38V61H39V59H38V61H37V63H36V60H35V58L39 55V54H36L37 52L35 51V53H33V52H30V55H32L33 54V56H32V58L33 59H31L30 60V62H31V64H29V60H22V63H21V68L20 69H18V66L20 65V61H21V59L19 60V58H18V60H17V58H16V56H18V57H20V55H18V51L20 50H17L18 48H20V47H17V46H19L20 44V46H21V48L23 47V44L25 45V42H27L26 44H29L28 43V39H25V40H22V39H20V38H18L19 36V34H20V32L22 31V29L24 30V29H26L28 32H31V33H35V32H37L39 29H40V27L42 26L41 24H42V22H44V20H41L43 17L44 18H47V19H51L50 17H45V16H41L40 17V15H50L52 12H54V10L56 9V8H58L57 7V5H59L60 3H63L65 0H54V1H51V0H0V6L3 4H1V2ZM51 1V2H50ZM101 2H103V0H100ZM104 1H106V0H104ZM118 1V0H117ZM120 1V0H119ZM128 1V0H127ZM126 1V2H127ZM139 1V0H138ZM138 1H135L134 0V2H137L138 3ZM143 2H141L142 4L145 2V6L143 5L142 7H140L139 6V8L140 9H142V8H148V9H152V8H154V11H159L160 13L163 11V10H165V11H167V14H162L163 15V17L161 18V19H159V20H168V21H166V24H168V23H171V22H173L174 24H173V27H186V28H188L187 27V24H190V21H200L201 20V17H197V16H195V15H192L191 13H186V12H182V11H180V10H178V9H180V8H182L183 6L184 7H187V5H189V2L191 1V0H189V2H188V0H186V2H188V4L186 3V4H183L184 2V0H142ZM198 1H201V0H194V2L192 1V3L190 2V5H192L191 7L189 6L188 8H190V10H193V8L192 7H194L197 3V5H196V7L195 8H198V7H200V6H198V5H201V4H203L204 3V1H206V0H202L200 3L198 2ZM209 1V0H208ZM207 1V2H208ZM215 1H217V0H215ZM225 1H227V0H225ZM229 1V0H228ZM231 1V3L233 2V0H230ZM248 1V0H247ZM249 1H251V3H250V5H249V3H247L246 4V1H244V3L245 4H243V5H245V7H247V5H248V7H249V10L248 9H244L245 7H243V10H248L249 12L247 13V12H245V13H247V14H250V13H253V11H250V8H251V10H252V6L251 5H253V10H254V12H255V9L257 10L256 11V15H255V13H254V20H257V19H259V18H257L256 19V17L255 16H257V12H258V16L261 18V15L263 14V16H264V11H263V9H262V5H261V3H260V1L259 0H257V1H259L258 3H259V5H258V3H257V1L256 0H249ZM263 1V0H262ZM122 2H123V0H122ZM124 2H125V0H124ZM124 2H123V5H124ZM125 2V5L127 6V3ZM183 2V3H182ZM197 2V3H196ZM207 2H205V3H207ZM210 2V1H209ZM208 2V3H209ZM218 2H219V0H218ZM218 2H217V4H218ZM224 1H222V3H223ZM131 3H133L132 1H131ZM193 3H195L194 5H193ZM210 3H214V1L213 0H211V2ZM209 3V6L211 5ZM220 4H221V2H219ZM225 3V5L227 4L228 5V7H226V6H223V4ZM223 4H221V7L223 8V9H226V8H228V9H226L227 10V15H225V18H226V16H227V18L225 19L224 18V16H222V13H220V9H222V8H220V9H218L219 7H220V5H218V8H217V6H216V8L215 7H212L213 8V13H214V11H215V13L216 14H218V13H220V15H218V16H216L215 15V17H217V18H219V22H221L222 24L220 25V24H218V19L217 18H215V20H216V24H218L217 26L218 27H220V26H223L224 27V25L223 24H225V23H223L224 21L226 22V20L227 19H229V21H230V19H231V17H228V15L230 14H233L232 15V20L234 21L233 23H232V20H231V24H232V27L234 26H236L237 25V22H235V20H237L235 17L236 16H234L235 14L232 12L233 11V9H234V6H235V4L237 3V2H233V3H235V4H233L234 6H233V8H229V7H232L231 5V3H229V2H224ZM243 3V2H242ZM263 3V2H262ZM38 4V5H37ZM136 4V3H135ZM133 5V7H135L136 5ZM142 4H140V5H142ZM216 4V5H217ZM124 5V7H125V9H126V6ZM128 5H129V3H128ZM132 5H131V9H135V8H133L132 7ZM137 5H139V4H137ZM150 5H152V6H150ZM204 5V4H203ZM203 5H201V7L200 8H198V9H201L200 10V12L201 13H204V14H206L204 11H206V9H205V7L206 8H210V7H207L208 6V4H207V6H203ZM43 6V7H42ZM148 6H150V7H148ZM214 6V5H213ZM236 6H238V5H236ZM262 6V7H261ZM3 7V6H2ZM2 7H0V8H2ZM36 7V8H35ZM121 7H123L122 5H121ZM129 7H127L129 10H126V11H128L127 13H129V11H132V10H130V8ZM224 7H226V8H224ZM247 7V8H248ZM254 7H255V9H254ZM188 8H186V9H188ZM212 8H210V9H212ZM264 8V7H263ZM33 9V10H32ZM140 9H138V10H140ZM197 9V10H198ZM210 9H207V10H209L208 12H210ZM214 9H217L218 10V12H217V10H214ZM229 9H232V10H230L232 13H229L228 11H229ZM43 10H44V12H43ZM136 10H137V8L135 9V13H134V16H135V14H136ZM203 10V11H202ZM125 11V10H124ZM141 11V10H140ZM171 13H170V12ZM212 11V10H211ZM222 12H223V15L225 14L224 13V11L223 10H221ZM142 12V11H141ZM141 12H139V11H137V13L140 15V13ZM207 12V11H206ZM207 12V13H208ZM33 13V14H32ZM211 13V12H210ZM214 13V14H215ZM229 13V14H228ZM130 15H132L131 13H129ZM137 14V15H138ZM213 14V15H214ZM246 14V15H247ZM34 15V16H33ZM136 15V16H137ZM212 15V14H211ZM229 15V16H230ZM251 15V14H250ZM250 15H247L246 17H248L249 16V19H250ZM133 15H132V17H134ZM222 16L223 17V19H221L220 17ZM257 16V17H258ZM262 16V18H264ZM30 17V19H32V21L33 20H35L36 19V23H33L32 24V21H30V23L28 22V19L27 18H29ZM125 16H123V18H124ZM169 17V18H168ZM208 17V16H207ZM238 17V16H237ZM253 17H251V18H253ZM122 18V19H123ZM260 19V20H258V21H261L260 22V24L262 23L263 24V26H262V24H261V26L259 25V22L258 21H256L257 23H258V25H257V23L255 24V23H253L252 24V22H250L249 20H247L248 18H245L246 19V21H244L243 22V20H241L242 22L240 23V24H242V23H246L247 21L249 22V24L250 25H248V23H246L248 26H251L252 27V25H253V27L255 28V26L254 25H257V27L254 29L255 30V32H253L254 30L251 28V31L253 32V33H250L251 31H250V29H247L248 28V26L247 25H244V24H242L241 26H238V27H242V28H239L238 30L239 31H241V33L242 34H244L243 32H246L245 34H244V36L246 37H242V38H244L243 40H244V43L246 42H248V40H249V42L246 44L245 43V47L244 48H249V49H251L252 47H254V46H256V48H252L250 51H251V53H249L250 55L252 54V53H254L253 55H251V57H250V55H248V54H245L246 56H247V58H246V60L247 59H249V58H251V59H249V60H247V63H248V61L250 62V63H248V64H251V66L252 65H254V67H252L253 69H251L250 71H249V69L251 68V66L249 67L248 66V68L246 67V66H244V68H247V71L248 72H250V73H248L247 72V78L248 79H250L251 81H252V79H253V81L252 82H254V79H255V81L257 80V76L258 75H261V77L262 76H264V75H262V74H264V69H262L261 70V67L264 65L263 63H261L260 62V60L261 61H263L264 62V60H263V57H264V39L262 38V36L264 35V20L263 19ZM111 20L110 21H112V20H114V21H116L117 19H113V18H110ZM125 19H126V17H125ZM235 19V20H234ZM109 19H107V20H102V21H108ZM222 20V21H221ZM109 21V22H110ZM114 21L113 22H110V23H108L107 22V24L109 25V26H106V30L110 27V25L113 23L114 25H117V24H115L116 22H118V21H120V22H122V20H118V21H116L115 23H114ZM229 21L228 22H226L227 24V26L228 25H230L229 24ZM251 21H253V20H251ZM101 21H97V25L100 23ZM123 22H124V19H123ZM122 22V23H123ZM157 22V21H156ZM155 22V23H156ZM187 22H189V23H187ZM201 22L202 23H205V20L204 21H202L201 20ZM239 22L240 21H238V24H239ZM253 22H255V21H253ZM165 23V22H164ZM198 22H196V24H197ZM104 24L106 25V23L104 22ZM103 23H100L98 26H99V28L100 27H104L103 25H104ZM113 24H112V29H113ZM120 23H118V25H119ZM148 24H150V23H148ZM157 24V23H156ZM165 24V25H166ZM180 24V25H179ZM235 24V25H234ZM117 25V26H118ZM244 25V26H243ZM114 27V29L116 28V29H118L119 27H121V29L120 30H123V28L124 27H122L121 26V24L118 26V27ZM217 26H215V28L216 29H222V28H218ZM245 26H247V27H245ZM260 27V29H258V31L259 32H261V36H259L260 34L258 33V31H257V34H259V35H257L256 34V30H257V28H259ZM110 27V28H111ZM155 27H157V26H155ZM162 27V26H161ZM161 27H159V28H161ZM164 27H166L165 29H166V32L168 33V31L169 30H167V27H169L170 29H171V26H164ZM172 27V28H173ZM233 27V31H235L237 28L235 27L234 28ZM163 28V27H162ZM168 28V29H169ZM243 28H245V29H243ZM261 28H263V29H261ZM98 29V27L95 29V31ZM102 29V28H101ZM101 29H99V30H101ZM105 29V27L101 30V31H103ZM113 29V30H114ZM115 29V30H116ZM139 29H141V28H139ZM139 29H138V31H139ZM155 29H157V28H155ZM154 29V30H155ZM191 30L193 29V27L192 28H190ZM225 29H226V26H225ZM235 29V30H234ZM106 30H104L106 33H108L109 32V30H108V32L106 31ZM113 30H111L112 32H111V34L112 33H115V34H118L119 33V31H115L114 30V32H113ZM159 30V29H158ZM188 30V29H187ZM186 30V31H187ZM191 30H188V31H191ZM223 30H224V28H223ZM236 31L237 33H239V31ZM94 31V32H95ZM98 31V30H97ZM96 31V32H97ZM101 31H99V32H97L98 34L96 35V33L94 34V35H96V36H94L93 35V32L92 33H89V36L90 35H93L92 36V39H91V36L88 38L87 36H86V40L87 39H89V40H93V41H89V40H87V41H89V42H94V40H96V41H98L99 43H100V46L101 47H105V46H107V44L104 46V44L106 43V40L108 41V40H110L109 41V43H111V41L114 43V41H116L115 39H112V38H116V35L114 36V37H112V35H109V33L107 34V35H109V37L111 38H109L107 35V37L105 36V34L106 33H104V31L103 32H101ZM247 31H250V32H247ZM122 31H120V33H121ZM141 32V31H140ZM144 33L141 35V33H140V35L138 34V37H136V40L138 41L137 43L139 44V41H141L140 42V44L143 42V43H146V44H148L149 42H151V43H149V44H152V45H150L152 48H153V54L155 55V56H157V48L159 47V42H158V35L156 36V34H153L152 36H149V35H145V32L146 31H143ZM166 32H164V33H166ZM99 33H100V38L102 37V33H104V35H103V37H106V38H108V39H104L103 37L101 38L102 40H103V42H104V44H103V42H100L99 40H101L100 38H99ZM137 33H139V32H137ZM172 33V32H171ZM170 32L168 33V34H164L165 35V37H168V38H165V39H172V38H170V37H172V36H174L175 37V35L172 33L171 34ZM186 33H188V32H186ZM228 34H226L225 35V37L227 36V37H229V38H225V37H223V36H221V38L220 37H218L217 35H215V37L217 36V38L214 40V38H213V40H214V42L213 41H211V42H213L212 44L210 43V45L211 46H214L215 48L214 49H216V50H219V45H221V49H222V51L220 52V51H218V52H220V55H221V53H222V57H224L223 56V54H225L226 55V57L225 58H227L228 56H230L229 58L231 59L232 58V53L234 54V58H232L231 60L232 61H235L236 63H237V60H238V64H235L234 65V67L236 68V66H237V68L239 69V65H241L240 66V68L241 69H243V67H242V65L243 64H245L246 63V60L245 59H243L242 60V56H241V54L239 53V51L237 50V51H235V52H237V54H235V52H234V50H236L237 49V47L239 48V46H240V48H241V46L243 47L244 46V43H243V40H242V43H243V45H242V43H241V45H237V47H236V49H234V48H232V49H229V51H231L232 50V53H227V50H224V46H225V41H223V44L221 43V44H219L220 42H222L221 41V39H224V40H227V39H231L232 38V35H229L230 33L229 32H227ZM189 34V33H188ZM188 34H179V36L177 37H175L176 39H175V41H177V40H179V39H177V38H180V40L182 39H184V37L187 39H189V37H190V34L188 35ZM256 36H259L260 38H258V39H256L255 40V38H257V37H253L254 35ZM88 35V34H87ZM119 35V34H118ZM121 35V34H120ZM123 35V34H122ZM155 35V36H154ZM166 35H168V36H166ZM172 35V36H171ZM180 35L182 36V37H180ZM234 35V34H233ZM235 35H237L236 33H235ZM248 37H247V36ZM251 35V36H250ZM98 36V38H99V40H98V38H96ZM147 36H148V39H147ZM143 37V38H142ZM145 37V38H144ZM150 37V38H149ZM153 37V38H152ZM173 37V38H174ZM209 36H204L203 37V39L204 40H202L201 38H198L197 40L195 39V38H193L194 39V41H195V43H194V41L193 42H190V43H194V46L196 47V44L198 43V42H200L201 41V43H198V44H203L202 46L203 47H200V45L198 46V44H197V46L198 47H196V49L198 48V49H204V50H206L208 47H210V45H209V42H210V39L211 38H208ZM210 37H212V36H210ZM223 37V38H222ZM254 38V40H252V39H250V38ZM142 38V39H141ZM192 38H190L191 40H192ZM218 38H220V40L218 39ZM241 38V39H242ZM116 39H118V37L116 38ZM186 39H184L183 41H182V44H183V46L181 45V43H180V45H175V44H173L174 45V47L175 46H179L180 48H181V46H182V48H183V50H182V52L181 53H178L179 55L178 56H180L181 54H184L186 51V49H188V47L187 46H190V47H194V46H191L192 44H190L189 42L187 43L186 41H188V39L186 40ZM205 39H206V41H205ZM234 39V38H233ZM240 39V40H241ZM245 39H248L247 41H245ZM260 39V41L259 42H257V43H254V44H256V45H254V46H252L251 47V44H250V41L251 42H255V41H258ZM27 40V41H26ZM114 40V41H113ZM146 40V41H145ZM156 40H157V43H156ZM179 40V42H181ZM212 40V39H211ZM218 40L220 41V42H218ZM18 43H17V42ZM145 41V42H144ZM196 41H197V43H196ZM206 42V43H204V42ZM262 41V42H261ZM16 42V43H15ZM21 42V43H20ZM48 42V41H47ZM53 43H57L56 41H52ZM98 42H94V43H96V44H98L99 45V43ZM148 42V43H147ZM153 42V43H152ZM185 42L187 43V46H186V44H185ZM203 42V43H202ZM240 42V41H239ZM238 42V43H239ZM14 43V45H12ZM20 43V44H19ZM48 43H51L50 41L48 42ZM141 44L140 46H142V45H145V44ZM175 43H177L178 44V41L177 42H175ZM112 44V43H111ZM148 44V45H149ZM158 44V45H157ZM185 44V45H184ZM219 44V45H218ZM227 44V43H226ZM260 44V45H259ZM9 45H11L12 46V48H14L15 49V47H17V49L16 50H14V49H12ZM103 45V46H102ZM117 46V48H118V50L116 49V51H112V50H115V47ZM115 45H113L111 48H109L110 46H109V44H108V49L110 50V49H112V50H110V52L108 53H106V54H108V55H110V56H107V55H105L104 54V56H106V57H104L102 54L103 53H101V54H97L98 56H96L94 53H91L90 55H88L89 56V58H88V64H93L95 61H97V59L98 58H105L106 59V61L104 60V58H103V61L101 60H99V61H97V62H95L94 64H96L95 66H88V64L87 63H85V64H83V65H85L86 66V64H87V66L85 67V68H87V69H85L84 68V66H82L81 65V62H79V64H78V68H80V67H82L81 68V70L84 68L86 71H88V72H90V71H92V69H94V67H95V69L97 70V69H99L100 70V68H97V67H99V66H102V68L104 69H102L101 68V70L100 71H104V72H110V71H112V69H109L108 71H106V69H107V67L109 68L110 66H103L102 65V63L103 64H107V61H108V64L110 63V65H111V62H112V60H116V61H113V63L112 64H114V63H121V62H123V60H124V62H125V60H127L128 59V57H129V53L131 52V51H133L131 54H130V57L129 58H132V57H134V56H139L138 54H141L139 51V53L137 52L136 53V51H135V53L137 54H135V55H132L133 53H134V50H131V49H129V48H127V49H129V50H127V51H129V52H127L126 51V55L125 54H122L123 52H121V46L123 47V49H125V46L124 45H120L119 46V44L117 45V44H115ZM161 46H162V44H160ZM173 45L172 46H170L169 48H166L165 50H167V51H169V52H164V50H163V54H161L160 56H162L160 59H162L164 56H165V59H167L166 57L168 56V54H169V56H168V59H167V62H168V60H169V57L171 58V60H172V58H176L175 56H174V54H175V51H176V54H177V52H180V50L182 49H179V47H178V49H176V47H175V49L174 48H172L173 47ZM205 45H209L208 47H205ZM222 45H224V46H222ZM247 45H250V47L249 46H247ZM253 45V44H252ZM258 45H259V47H258ZM71 46V45H70ZM70 46L68 45V46H65L66 47V51L67 52H64L63 51V48L62 49H59V53L61 52V51H63L64 53H68V52H71V53H73L72 55H75L74 53H75V51L73 50L74 48L76 49V47L75 46H72V48H70ZM119 46V47H118ZM159 47V48H162V47ZM216 46H218V47H216ZM263 46V47H262ZM9 47L12 49V50H10L9 49ZM32 47V46H31ZM67 47H69V48H67ZM74 47V48H73ZM127 47V46H126ZM261 47H262V49H261ZM120 48V49H119ZM171 48L173 49V51L171 50ZM239 48V49H240ZM9 49V50H8ZM171 50V52H170V50ZM211 49V50H210ZM212 47L211 48H208L207 50L209 51L210 50V52H208L209 54L208 55H214L215 53H218V52H216V50H215V52H213L212 50H214ZM72 50V51H71ZM108 50V51H109ZM189 51H190V48L188 49ZM254 50H255V52H254ZM8 51V53H13V51L16 53L15 55L14 54H11L10 53V55L12 56V55H14V57L12 56V57H10V59H9V56L10 55H8V53L6 54V52ZM74 51V52H73ZM112 51V52H111ZM117 51L119 52L118 54H119V56H121V59H120V57L118 56V54H117ZM212 51V52H211ZM228 51V52H229ZM257 51V52H256ZM260 51H261V53H260ZM115 53V55H114V59L112 58L113 56H112V53ZM174 54H173V53ZM32 53V54H31ZM58 53V52H57ZM58 53V54H59ZM63 53V55L62 56H64V55H66V56H64V57H68V56H71L70 54L71 53H68V54H64ZM113 53V54H114ZM124 53H125V51H124ZM173 54L172 56H171V54ZM214 53V54H213ZM257 53V55H255ZM35 54V55H34ZM121 54V55H120ZM127 54H128V57L126 58V56H127ZM165 54V55H164ZM175 54V55H176ZM219 54V53H218ZM2 55H4V56H2ZM5 55H7V57L5 56ZM40 55H42V53L40 52ZM39 55V56H40ZM122 55H124V56H122ZM167 55V56H166ZM262 55V56H261ZM38 56V57H39ZM56 56V55H55ZM88 56H86L84 59H79L78 61H84V62H86L85 60L87 59V57ZM103 56V57H102ZM115 56H118L119 58H117L116 57V59H115ZM216 56H218V55H216ZM215 56V57H216ZM253 56H255V58L253 57ZM56 57H60V55L59 56H56ZM63 57V58H64ZM94 57V59L92 60V62L90 61L92 58ZM109 57L110 58H112V59H109ZM122 57H125L124 59L122 58ZM220 57V56H219ZM235 57H237L236 59H235ZM249 57V58H248ZM252 57L254 58V60H252ZM62 57H60V59H63ZM78 58V57H77ZM260 58V59H259ZM13 59V61H12V63H11V60ZM59 59V58H58ZM118 59H120V61L121 62H119V60ZM165 59H162V60H165ZM184 59V58H183ZM183 59H179V63L180 62H182V60ZM16 60V62H14ZM33 60H34V62H33ZM109 60H111V62L109 61ZM170 60V61H171ZM176 59H173V61H175ZM217 60V59H216ZM221 60V62H223L224 60H222V59H220ZM220 60H218V61H215V63H220ZM242 60V61H241ZM77 61V62H78ZM169 61V62H170ZM178 60H176V62H177ZM185 61V60H184ZM183 61V62H184ZM255 61H257L256 63H255ZM18 62V63H17ZM24 62H25V64H24ZM26 62H28L27 64H26ZM32 62L33 63H35V64H37L36 66L34 65V64H32ZM186 62V61H185ZM240 62H241V64H240ZM242 62H244V63H242ZM259 62L261 63V65L259 64ZM83 63V62H82ZM100 63H101V65H100ZM246 63V64H247ZM19 64V65H18ZM23 64V65H22ZM99 64V65H98ZM217 64H215L216 65V70L218 69V67H220L215 73H217V75H218V77L216 76L215 78V84L217 83V85L219 86H216L215 85V89H213V90H215V92L213 93V90L212 89H210V90H212V92H210V93H212L215 97H218V95H220L219 97H218V100H219V102L221 101V102H224V100L226 99V103H228V105L226 104V106L225 107H227V108H230L231 106H232V102L230 103V102H228V100H233L234 99V95H236V107L237 108H235V101H233L234 102V107H233V109L235 110L236 109V111H237V109H239V105L240 104H242V103H244V102H242L241 101V99H244L245 97H247V98H249V100H251V102H249V100H248V105L250 106V104H252V105H255L256 107H255V109H253L252 107L253 106H251V107H249V106H247V104L244 106L243 104H242V107H241V105H240V108H241V110L244 108V107H247L248 109H250V108H252V111L251 110H249V113H250V111H251V114L249 115L247 112H248V109H247V112L245 113V114H243V117H247V115L246 114H248V117H250L249 119H250V121H252L253 123H254V121H255V123L253 124V125H255L256 124V126L258 125V126H260L261 125V127H263L262 125H264V114H263V112H264V109L263 110H261L262 108L261 107H264V106H262V104L264 103L263 101H264V96H262L261 94H263V93H261V94H257L256 92V87H258L259 85L258 84H260V82L261 81H263V84H264V78L262 79L261 77L260 78H258L259 80H257V82H259L261 79V81L259 82V83H253V86H249L252 82H250V80H244V82L245 81H249V84L247 85V87H250V89H253V87H255V92H254V90H250V94H251V92H252V96L251 95H249L247 92H249V89H247V92L245 91L246 89V82L244 83H242L241 85H240V87L243 85V84H245L244 86V88H243V90H244V92H243V90L241 89H239V88H236V86H237V84L239 85V83H237V84H235L234 83V81L232 82L233 83V88L236 90V91H234L235 92V94L234 95H232V92H233V88H232V84L231 83H229V82H231L233 79H234V77L232 76V71L234 70H237V68L236 69H234V68H232V70L230 71V69H231V67L230 66H232L233 67V65L232 64H228L229 66H225L224 64L225 63H220V65H222V66H220L219 64V66H217ZM256 64V65H255ZM11 65H13V66H11ZM16 65H17V67H16ZM80 65V66H79ZM9 66H10V68H9ZM33 66H35V69L34 68H32ZM225 66V71H226V73H227V78H229V75L231 74V76L233 77V79H232V77H230V79H232L231 81L229 80V79H226L225 78V71L223 70V67ZM256 66V67H255ZM258 66V67H257ZM11 67H12V69H11ZM90 67H92V68H90ZM106 69H105V68ZM8 68V69H7ZM13 68H14V71H12L13 70ZM25 68V69H24ZM262 68H264V66L262 67ZM17 69L18 70H22L21 71V74L19 73L20 71H18L17 72ZM25 71H24V70ZM42 69V70H41ZM91 69V70H90ZM241 69L240 70H238L237 72H241ZM16 70V71H15ZM85 70H83V71H85ZM221 70L222 71H224L222 74L220 73L221 72ZM260 70V71H259ZM39 71V70H38ZM93 71H95V70H93ZM234 71H233V75H237L238 73H234ZM243 71H246V70H243ZM258 71V72H257ZM14 72H16V74L14 73ZM35 72V71H34ZM47 72H50V69H48L47 70ZM239 72V73H240ZM17 73H19V74H17ZM1 74V73H0ZM34 74V75H33ZM219 74H221L222 75V77L224 76V78L226 79V80H229L228 81V83H226L225 81H223L224 80V78H222L221 77V80H219V77L221 76H219ZM252 74V75H251ZM249 75H251L250 77L251 78H249L248 76ZM254 75H257V76H255V77H253L252 78V76H254ZM2 77H1V79L0 80H2ZM15 77V78H14ZM57 77H60V76H56V78ZM237 76H235V78H236ZM247 78H245V79H247ZM49 79V78H48ZM236 80H239V78L238 79H236ZM7 81V82H6ZM9 81H11V82H9ZM223 81V82H222ZM52 83H54L53 82V80L51 81ZM238 82H240V81H238ZM2 83H0V84H2ZM14 83V84H13ZM51 83V84H52ZM262 83V82H261ZM8 84H13V86L14 85H17L18 84V86L19 87H17V86H12V85H8ZM50 84V85H51ZM54 84H56V83H54ZM228 84H230V85H228ZM254 84H256V85H254ZM261 85L260 84V87H262V86H264V85ZM7 85L9 86V87H7ZM236 85V86H235ZM252 85V84H251ZM258 85V86H257ZM52 86V85H51ZM225 86V87H224ZM228 86V87H227ZM229 86H230V88H231V94H227L228 93V88H229ZM40 88H42L41 86H39ZM222 87V88H221ZM14 88H16V89H14ZM217 88V89H216ZM222 89V91H221V89ZM226 88V92H225V90L224 89ZM230 88H229V90H230ZM14 89V90H13ZM220 90V92L218 93V91ZM2 90V89H1ZM18 90V91H19ZM210 90H206L205 91V93H207L208 94V91H210ZM238 90H240V91H238ZM257 90H258V88H257ZM217 91V92H216ZM241 91H242V94H241ZM3 92V91H2ZM12 92V93H13ZM203 91H199V94L197 93V95H198V97L199 96H201V93H202ZM229 92V93H230ZM233 92V93H234ZM237 92H240L239 94H237ZM222 93V94H221ZM223 93H225V94H223ZM243 93H245L246 94V96H244L243 95ZM192 94H194V93H192ZM212 94L211 95H204V93L202 94L203 95V97H205V96H207V97H210L209 99H207V97H205V99L203 98V97H201V98H203L204 100V102H206V103H204L200 98V103L197 101V100H193L192 102L191 101H189V102H187V104L188 105H190V107L191 108H193L192 106H194V108L193 109H188L187 108V106H185V108H183V110H182V112H183V115L182 114H180V115H182V116H180V115H178V117H181L180 118V120L177 118V119H175L174 121H173V118L171 119L172 121L170 122V120L169 119H167V120H165L164 122H165V124H166V126L168 125V127L166 128V130H163V131H161L163 128H165V124L163 123V121H161L163 124H161V126H164V127H161L160 126V124H158V125H156L155 127L156 128H154V129H156L157 130V128H158V130L159 131H161V134H159V138L160 139H158V140H161V146H160V144H159V141L156 139V141H158V143L157 144H155L154 142H153V146L151 145V148H153L152 150H151V148H150V146H148V144L146 145V144H144L145 146H143V147H146V148H143V150H145V151H153V150H155V151H153V153L152 152H149V154H150V157H147V156H149L148 155V153H147V156L146 155H143V158H145V159H143L142 158V156H139V154H137L138 152H136V153H134L133 155L135 156V154H136V156L135 157H133V155H130L131 157H132V159H133V161L131 162V157H130V160H129V162L130 163H128V160H127V158L129 157V156H127L126 157V153H124V154H120V155H118V156H120L121 158H122V161H123V163L122 164H120L119 166L118 165H116L115 163L117 162V158H116V160L111 164V166L109 165V163H110V161H109V158H111V157H113L114 155H115V153H114V151H117V150H122V147L121 148H118V146L120 145H118V144H115V147H117V148H114V149H117V150H114L113 148L111 149V151L106 155V157L105 158H103V160H101V161H99L98 162V165H96V166H98V167H95L94 168V166H92V164H93V160L94 161H97V159H100V156H97V157H93V158H91V159H89L88 160V157H87V159H86V163H88V164H86L85 163V159H82L81 160V162H80V160H78L77 162L79 163V164H81L82 163V165H84L85 164V166H87L88 167V169H86V171L84 172L83 170V177L81 178L80 176H78V177H80L81 179H79V178H77V173H76V177L74 176V175H66V176H63L62 177V180H60V181H63V182H61V184L60 183H58L59 185H57L56 186V188L57 189H51V188H47V186H45V184H49V181L48 180H44V181H39L40 179L38 178V177H34V178H32L29 182H27V184H25L26 186L24 187V189H22V191L21 192H23V199L21 198V197H15V199H14V202L15 203H22V211L23 212H26L28 215H34V216H39L41 219H42V222H43V224H44V229H40V228H33L32 230H31V232L30 233H28V234H25V232H24V230L23 229H20L19 230V233H18V235H19V237H20V239L19 240H11V239H9V238H6V236L4 235V233L2 232V231H0V257L2 258V260L4 261V262H10V263H12V264H21V263H29V264H57V263H59V262H61V261H63V260H66V259H71V260H74V261H78V260H81V261H84V263L83 264H117V261L116 260H114V259H112L111 257L110 258H108L107 256H106V250H105V248L106 247H111V248H113L114 249V251H117V252H119L121 255H122V257H123V260L125 261V262H128V260H130V259H132L133 261H134V264H136V262H137V260L139 259V261H140V264H148L150 261H152V262H150V263H155V262H153L154 260H151V259H154L156 256H159V260H163V259H161V258H164V259H168V258H166L167 256H169V247H167L170 243L168 242L169 241V238H168V236H167V234H166V229H167V227L169 226V225H171L170 223H169V219H170V217H171V214H173V213H175V212H177V210H182V212L181 213H183L184 211H185V205H186V203H188V199L187 200H183V199H181V198H177V197H171V195L173 194V192H172V190L171 189H169L168 187H167V182H166V179H167V174H166V172H168L169 171V169H171L170 171L171 172H168L169 173V176H170V174H172L171 176L173 177L174 175H173V173H172V171H174L175 169H173V168H168L169 167V165H171L172 164V167H173V163H174V166L176 167L177 166V168H179V167H181L178 163H180V162H182V156H184V158H186V157H188V158H190L191 160L193 159V161H192V163H190L191 162V160L188 162L189 164H191L190 166H189V164L188 163H186V164H184V165H182L183 167H184V171H183V168H181V171H178V172H181L182 173V171H183V173L181 174L180 173V175H184L185 173H188L185 169H187L188 167H187V165L189 166V168H188V171L190 172V170H191V168L194 166L195 167V165H197V166H201L200 164H197V161H196V159L198 158V156H197V154L199 155V157H200V155H202V156H206V155H204V154H200V152L199 151H201L202 149H204V148H210V146L213 148V146L215 145V148L216 147H218V142H217V140H218V138L220 137L221 139H219V140H221V141H223V140H225V139H223V136L224 137H227L226 136V134H227V131H226V129H225V126H226V124L229 122V121H231L232 120V117H233V113L235 114L234 115V119H236L237 117H238V119L237 120H235L236 122L237 121H239L240 122V120L242 121L243 119H242V116H239V114H241L242 115V113L244 112L243 110H246V108L245 109H243L242 110V113H241V111H240V109H239V114H238V112H233L232 113V107L230 108V109H232V110H230V109H228L229 111H228V115H229V113H232V116L231 117H228V119H227V114H226V112H223V111H220L219 109H221V107H223V106H220L219 104H221V105H225V104H222L221 102L219 103V102H217V100L215 101L214 100V102L212 101L213 100V97H211L212 96ZM216 94V95H215ZM218 94V95H217ZM226 94H227V96L229 97L228 98V100H227V96H226ZM240 94H241V97H240ZM256 96H255V95ZM191 95V94H190ZM232 97H230V96ZM242 95L244 96V98L242 97ZM194 96V95H193ZM222 96H225L226 98H224V100H223V98H222ZM254 96L256 97V98H254ZM258 96H260V97H258ZM258 97V98H257ZM262 97V98H261ZM190 98H192L193 99V97H192V95H191V97ZM196 98H197V96H196ZM211 98H212V100H211ZM221 100H220V99ZM194 99H195V96H194ZM246 99V98H245ZM244 99V101H246L247 102V100H245ZM206 100V101H205ZM223 100V101H222ZM262 100V101H261ZM45 101V100H44ZM47 101V100H46ZM210 101V102H209ZM213 102V104H212V102ZM262 102V104L261 105H257V104H254V102ZM24 103V105H25V103H26V100L23 98V100L21 101V100H18L17 101V103H18V105L20 106L21 104H23ZM194 102H197V103H194ZM201 102L205 105V106H207L208 104V106L207 107H209V108H205V106L203 105V107L204 108H201V106H202V104H201ZM215 102H217V103H215ZM245 102V103H246ZM194 103V104H193ZM208 103V104H207ZM212 105H211V104ZM215 103V104H214ZM219 103V104H218ZM231 104V106L229 107V105ZM193 104V105H192ZM199 104L201 105L200 107H198L199 106ZM238 104V105H237ZM192 105V106H191ZM213 107H211V106ZM214 105V106H213ZM217 105V106H216ZM173 106V105H172ZM171 106V107H172ZM177 105H175V107H176ZM217 107V110L216 109H214V108H216ZM220 106V107H219ZM174 107V106H173ZM172 107V108H173ZM174 107V108H175ZM197 108V110H194V109H196ZM213 110H212V109ZM259 108V109H258ZM261 108V109H260ZM171 109V108H170ZM177 109V108H176ZM186 109H187V111H188V114L186 113ZM201 110L200 112H198L199 110ZM222 109H224V108H222ZM221 109V110H222ZM166 110H169V108L168 109H166ZM194 110V111H193ZM203 110V111H202ZM208 110V111H207ZM210 110V111H209ZM214 110H216V111H214ZM227 110V109H226ZM233 110V111H234ZM253 110H256V111H253ZM165 111V110H164ZM169 111H173L174 113H173V117L174 116H176L175 115V113H177V110L175 111V109H171V110H169ZM196 111V112H195ZM214 111V116H215V114H216V116H215V118L213 119L212 118V115H210L209 116V114L211 113V112H213ZM219 111V112H218ZM224 111H225V109H224ZM260 111V112H259ZM171 112H170V114H171ZM191 112V113H190ZM195 112V115L196 116H194V113ZM203 112H205L206 113V115L203 113ZM208 112H210L209 114H208ZM217 112H218V115H217ZM221 112V114H219ZM223 112V113H222ZM253 112V113H252ZM254 112L255 113H257V114H254ZM165 113V112H164ZM200 113V114H199ZM201 113H203V117L206 119V121L204 122V124L207 126H205L204 125V129H205V131H203V133H202V131L200 132V133H198L197 135H201L200 137H202V138H200L199 136H195V138H200L201 139V141L200 142H198L199 143V145H198V143H196V142H192V140H194L195 138H192V139H190V138H188V136L190 137V136H192L191 134H189V132L187 133L186 132V130H188L189 128H191V129H193L194 128V125H197L198 126V123H199V121H201V119L200 118H202V114ZM237 113V114H236ZM191 114H193V115H190ZM213 114V113H212ZM226 116H224V115ZM172 115V114H171ZM221 115H223V118H222V116ZM231 115V114H230ZM238 115V116H237ZM253 115H254V117H253ZM196 117V119L198 120L197 122H195L194 121V118H193V120H192V118H191V120H190V118H188V117ZM201 116V117H200ZM207 118H206V117ZM209 116V117H208ZM225 117V118H224ZM240 117V118H239ZM245 117V119H246V121H245V119H244V121H242V122H240V123H238V124H236V122L233 120V122H235V123H230V125H228L229 127H231V130H229L228 129V131L229 132H231L232 130H235V128H233L232 129V127H234V125L233 124H235V125H238L239 127H241L242 125H243V123H245L244 125H249L248 126V128L250 129V127L251 126H253L252 125V122L250 123V122H248V124L246 123L247 121H249V120H247L248 119V117L246 118ZM189 120H188V119ZM208 118H210V119H208ZM255 118V119H254ZM183 119H186L187 120V125L189 124V125H191V126H187V128L188 129H186L185 127H186V125H184V124H186L185 122H182L181 120H183ZM223 119H225V120H223ZM226 119L227 120H229V121H226ZM231 119V120H230ZM202 120H203V118H202ZM208 120H210L211 122L208 124ZM176 121H178V122H180L179 123V125H178V127L179 128H181V129H178V127H176L177 126V122ZM191 121V124L189 123V122ZM208 121V122H207ZM213 121H216V122H213ZM220 122V125L222 124L223 125V127H222V125L221 126H218V124H219V122ZM172 122H175L174 124L176 125V126H174L173 124H172ZM192 122H195L196 124H193ZM207 122V123H206ZM216 123V124H214V125H212L213 123ZM217 122H218V124H217ZM227 122V123H226ZM232 122V121H231ZM258 122L259 123H261V124H258ZM158 123H160V122H158ZM177 123V124H176ZM184 123V124H183ZM212 123V124H211ZM242 123V124H241ZM263 123V124H262ZM171 124V125H170ZM182 124V126H185V127H183L182 128V126H180ZM225 124V125H224ZM174 127H173V126ZM193 125V126H192ZM231 125H233V126H231ZM169 126H172L171 128L169 127ZM211 126H213V129H211ZM216 126V128H214ZM218 126V127H217ZM161 127V128H160ZM196 127V126H195ZM219 127H221L222 128V130L220 131V130H218V128ZM227 127V126H226ZM228 127V128H229ZM160 128V129H159ZM168 128H170V132H169V130H168ZM174 128H177V129H175V130H173ZM246 128V127H245ZM242 128L245 132H246V135H243L245 132L243 131V130H241V131H243V132H241L240 131V133L238 132V136L239 137H247L248 138V136H252L253 134L255 135L256 133H258V134H256L255 136H258V138H259V135L262 137V139H263V141L262 142H264V135H262L263 134V129H264V127H263V129H261L262 131L261 132H255V130L253 129V127L249 130L250 132H253V134L252 135H249V134H251V133H249V131H248V128ZM257 128H259V127H257ZM257 128H256V130H257ZM153 129V130H154ZM171 129H172V131H171ZM186 129V130H185ZM191 129H190V131H191ZM208 131H207V130ZM211 129V130H210ZM224 129H225V131H224ZM241 129V128H240ZM260 129V128H259ZM258 129V131H260ZM168 130V131H167ZM176 130H178V131H176ZM182 130V131H181ZM184 130H185V132H184ZM200 130V129H199ZM214 130H215V132H214ZM218 130V131H217ZM164 131H165V133H164ZM180 131V132H179ZM189 131V130H188ZM209 131H211V132H209ZM213 131V132H212ZM219 131L221 132V134L219 133ZM224 131V133H223V136H220V135H222V132ZM164 134H166L167 135V138L168 137H170L169 139H166V140H168V142H166L165 143V139H161V137L162 138H165L163 135V133ZM166 132H168V133H166ZM173 132V137H176L177 136V138L175 139V141H173L174 139H173V137L172 136H169V135H171V133ZM192 132H193V130H192ZM194 132H195V130H194ZM209 134H208V133ZM225 132H226V134H225ZM229 132H228V134H229ZM247 132H248V134H247ZM170 133V134H169ZM177 133V134H176ZM178 133L180 134V136L178 135ZM182 133V134H181ZM185 133V134H184ZM191 133V132H190ZM202 133V134H201ZM208 134V137L206 136L207 134ZM213 135L214 133V135H215V139H217V140H213V139H211L212 137H209V135L210 136H212L211 134ZM219 133V134H218ZM231 133H233V131L231 132ZM260 133V134H259ZM176 136H175V135ZM196 134V133H195ZM242 134V135H241ZM165 135V136H166ZM213 135V136H214ZM241 135V136H240ZM248 135V136H247ZM253 135V136H254ZM204 136V137H203ZM219 136V137H218ZM253 136H252V143H251V141H250V143H248L247 145H257V146H259L260 144L259 143H261V137H260V139H258L257 138V140L255 139V138H253ZM171 137H172V140H170L171 139ZM183 137V138H182ZM206 137L207 138H209L207 141H206ZM239 137H237V135H236V138H239ZM250 139H251V137H249ZM191 142H189L188 140ZM223 139V140H222ZM240 139V138H239ZM150 140V139H149ZM205 140V141H204ZM243 140L245 141L246 139L244 138V139H242V141L240 140V142H237V143H241L242 144V142H243ZM256 140V141H255ZM260 140V141H259ZM112 141L114 142V140H107V145H108V147L109 146H111L113 143H112ZM162 141H164L163 143H164V145L162 144ZM172 141H173V143H172ZM176 141H177V146L175 145L176 144ZM182 143V141H183V143H182V146L185 144V145H187V146H189V147H191V148H195V151H192L191 150V148L189 149V147H187V146H183V147H181V149H179L178 151H179V153H178V151H177V149H178V147L180 148V146L179 145H181V143ZM213 141H216V142H214L213 143ZM221 141H219L220 143V147H218V149L220 150H222L223 149V147L221 146ZM257 141H259V143L258 144H255V142L257 143ZM109 142H111L110 144H109ZM212 142V143H211ZM248 142V141H247ZM117 143H119V141H117ZM132 142H130L129 144H131ZM148 143L150 144L151 142L150 141H148ZM173 144V147H175L176 146V150H175V148H171L172 147V144ZM179 143V144H178ZM223 143H224V141H223ZM222 143V144H223ZM128 144V143H127ZM128 144V145H129ZM152 144V143H151ZM165 144H167V147H166V145ZM171 144V145H170ZM190 144H192L193 145V147H192V145H190ZM239 144H238V148L237 147H234V149H232V148H229V149H224V150H226V151H221L220 150V154H223L222 152H224V154L223 155H221V157L222 156H226V157H228L227 156V154H229L230 152H229V150L231 151H235V148H236V154H237V156H242L243 155V150H245V149H241V148H239L240 146H239ZM262 145L264 144V143H261ZM107 145L105 146L107 149H108V147H107ZM155 145H157V147H164V148H160L159 147V149L161 150L162 149V151H163V149H165L166 151L165 152H168V153H166V155L168 156V157H170V159L168 160L167 159V156H166V159H164L165 158V152L163 151V154H161L162 153V151H161V155L158 153V155L156 154L158 151H160V150H157V147L155 148ZM163 145V146H162ZM169 145V146H168ZM175 145V146H174ZM197 145V146H196ZM171 146V147H170ZM196 146V147H195ZM199 146V147H198ZM207 146V147H206ZM236 146H237V144H236ZM111 147H114L113 145L111 146ZM120 147V146H119ZM185 147V149L187 150H185V149H182V148H184ZM251 149H252V147L251 146H249ZM249 147H247V149H249L250 151H251V149L249 148ZM90 148V147H89ZM128 148V146L126 147V149ZM149 148H150V150H149ZM171 150H170V149ZM197 148H198V150H197ZM91 149H93V147L91 148ZM110 149V148H109ZM139 149V148H138ZM169 149V150H168ZM214 149V148H213ZM212 149V150H213ZM217 149V148H216ZM216 149H215V152L213 151V154L214 153H218L217 151H216ZM119 150V151H120ZM181 150H182V152H181ZM186 151V154H185V151ZM194 150V149H193ZM249 150H245L246 152L247 151H249ZM137 151H140V149L139 150H137ZM174 151H176L177 152V154H178V157H181V158H178L177 156H175L176 154V152L174 153ZM189 151L191 152H193V154H195L196 152H197V154H195V155H193L192 153H189ZM205 151V149L203 150V151H201V152H204ZM92 152V151H91ZM94 153H96L95 151H93ZM144 152V151H143ZM171 152H173V153H171ZM182 154H184V155H182ZM184 152V153H183ZM229 152V153H228ZM94 153H91V155L93 154V156L95 155ZM139 153H141V154H143L141 151L139 152ZM208 153V152H207ZM206 153V154H207ZM153 154V155H152ZM173 154V156H175V158L177 157L178 159H179V161H177V158L176 159H174V161H173V159H172V157H171V155ZM182 156H181V155ZM192 154V156H190ZM220 154H218V155H220ZM233 154V152L232 153H230L229 155H232ZM236 154H233V155H235V157H236ZM262 154V155H261ZM259 156L260 157H264V153H261ZM157 155V157H156V160L154 161V162H151V160H153V159H155V158H151V157H155ZM163 155V161L161 160V159H159L161 156ZM170 155V156H169ZM217 154H214V156H216ZM12 156V158L14 157V155H11ZM144 156H146L147 158H151L150 160H147V161H144V160H146V157H144ZM195 156V157H194ZM136 157H138L137 159H136ZM159 157V158H158ZM197 157V158H196ZM218 156H216L215 158H217ZM234 157V156H233ZM234 157V158H235ZM9 158V157H8ZM143 159V161H144V163H143V161H141L142 159ZM219 158V157H218ZM228 158H230V159H232V156H229ZM227 158V159H228ZM138 159H139V161H138ZM158 159V160H157ZM91 160V161H90ZM135 160H137L136 162H135ZM166 160V161H165ZM167 160L168 161H170L171 160V162H168L167 163ZM83 161V162H82ZM109 161V162H108ZM140 161H141V164H145V165H143V167H142V165L140 164ZM150 161V162H149ZM159 161H161V163L162 164H160V162ZM177 161V162H176ZM196 161V162H195ZM90 162V163H89ZM92 162V163H91ZM108 162V163H107ZM147 162H149V163H147ZM155 162H157V163H159V164H157L158 166H156V164H155ZM167 164H165V163ZM173 162V163H172ZM195 162V163H194ZM2 164H0V179L1 180H3L4 179V186L2 187V188H7L5 191H4V193L6 192V191H10L11 190V188L14 186L12 183H15V184H17L18 183V176H14V177H11L10 178V176L12 175H10L9 177H7V175H6V171H4L5 169H6V166L8 165V161H5V162H1ZM106 163V164H105ZM134 163H136V164H134ZM139 163V164H138ZM151 163H154V165L153 164H151ZM163 163L167 166H165V165H163ZM175 163L177 164V165H175ZM200 163H202V162H200ZM78 164V165H79ZM101 166H100V165ZM138 164V165H137ZM148 164V165H147ZM150 164H151V166H150ZM192 164H193V166H192ZM107 165V166H106ZM206 163H204V164H202V166L203 167H206ZM92 166V167H91ZM151 167V169H152V171L154 170H160V173H164L162 176H160L159 174L155 177V179H153V180H151L150 178H147L146 180H142L141 179V177H143V175H144V172L148 169L147 167ZM152 166H154V168H152ZM192 166V167H191ZM202 166L200 167V168H202ZM82 167H84V166H77V165H71V167H70V169H74L75 170V172L76 171H81V169H82ZM86 167V168H87ZM101 167V168H100ZM174 167V168H175ZM236 167H238V166H236ZM99 168V169H98ZM145 168H146V170H145ZM168 168V170L167 171H165L166 169ZM176 168V170H178ZM107 169V170H106ZM173 169V170H172ZM193 169V168H192ZM105 170V171H104ZM142 170H144L143 171V174H142ZM158 170V171H159ZM179 170H180V168H179ZM106 171H108V172H106ZM148 171H150V172H152L151 170H150V168L147 170V172ZM153 171V172H154ZM158 171H155V172H158ZM154 172V173H155ZM175 172V171H174ZM242 172V171H241ZM245 172H247V171H245ZM105 173V174H104ZM107 173H108V175H107ZM154 173H152V174H154ZM175 173H177V171L175 172ZM102 174V175H101ZM78 175H82L81 174V172H79L78 173ZM175 175H179V173L178 174H175ZM168 176V177H169ZM10 178V179H9ZM84 178V179H83ZM156 178H158V179H156ZM78 179V180H77ZM84 180H86V182L84 181V183H82ZM115 180H117V182L115 181ZM59 181V182H60ZM114 181H115V183H114ZM39 182H43L39 187H34V185H37V184H39ZM79 182V183H78ZM87 182L89 183V184H87ZM113 182V183H112ZM86 183V184H85ZM64 184H65V186H64ZM91 184V185H90ZM61 185H63L62 187H61ZM87 185H89L88 187H86ZM58 186L60 187V188H58ZM91 186V187H90ZM247 187V188H246ZM245 187V190L246 189H248V186H246ZM186 198V197H185ZM248 198V200H249V198L250 197H247ZM202 201H204V202H206V200H202ZM238 204H236L235 206H237ZM233 207V209H232V211L234 212V213H236L238 216H242V215H244L243 213L245 212L244 210L242 211L241 210V207L239 206V207ZM244 207V206H243ZM256 207H257V205H256ZM230 208V207H229ZM228 208V209H229ZM248 207H246V213H247V215L249 216V212H250V208H248ZM5 209V207H2V211ZM227 209V210H228ZM235 209V210H234ZM243 209H245V208H243ZM256 209V208H255ZM249 211V212H248ZM227 212H230V211H227ZM239 212H241L240 214H239ZM251 212H253V211H251ZM31 217V216H30ZM247 217V216H246ZM15 214H12L11 216H9L8 217V219L7 220H5L4 219V221H3V217L1 218L0 217V222H5L6 224H9L11 221L13 222V220L14 221H16L15 220ZM28 218H29V216H28ZM192 220V225H194V224H196L197 222V220L195 219V217H194V219L192 218L191 219ZM195 222H194V221ZM14 223V222H13ZM199 223V222H198ZM61 224V225H60ZM64 224V225H63ZM63 225V226H62ZM247 226V225H246ZM61 227H63V229H61ZM193 227V226H192ZM191 227V228H192ZM196 227V226H195ZM194 228V227H193ZM192 230V229H191ZM191 230H190V232H191ZM180 231H182L183 232V229H181V230H179V231H176L174 234H177L178 236L179 235H182V234H187L186 232L185 233H182V232H180ZM184 231H185V229H184ZM187 231V230H186ZM194 230H192V232H193ZM204 232V231H203ZM37 233H40V234H38L37 236H35ZM205 234V233H204ZM70 235V236H69ZM176 235V236H177ZM189 235V234H188ZM65 236H69V237H66L65 238ZM245 236V235H244ZM246 237V236H245ZM244 237V238H245ZM27 238V240L25 241V239ZM247 238V237H246ZM65 239H66V241H65ZM63 240H64V242L66 243H64L63 242ZM257 241V240H259V239H254V241ZM41 241H44V242H46L47 244L46 245H42V244H40V242ZM244 241H245V239H244ZM247 241H249V239L247 238V240L244 242V244H245V246H246V244H248L249 245V243H251L252 241H253V239L252 240H250L251 242H247ZM253 241V242H254ZM254 242V244H252L253 246H255L256 244H257V246L255 247V248H258V249H261V247L259 248V246H260V241H259V246H258V242ZM64 243V247L62 246V244ZM212 242V241H211ZM216 242V241H215ZM210 243V242H209ZM208 243V245H210ZM215 244H217V243H215ZM231 244H233V243H231ZM231 244L229 243V244H227L226 246L227 247H234L233 245L231 246ZM251 245V244H250ZM249 245V246H250ZM216 246V245H215ZM245 246H244V248H245ZM248 246V247H249ZM261 246H262V244H261ZM218 247V246H217ZM247 247V246H246ZM251 247V246H250ZM263 247V249L261 250V253H262V251L264 250V246H262ZM255 248L254 247H252V249L253 250H255ZM107 249V248H106ZM256 251V250H255ZM168 252V253H167ZM220 252V253H219ZM218 252V254H217V252H215V258H217L218 256H220L222 253H221V251H219ZM258 252H260V250L259 251H257V253ZM167 253V254H166ZM264 253V252H263ZM263 253H262V255L261 256H263ZM166 254V255H165ZM165 255V257H163ZM255 255H257V254H255ZM259 255V254H258ZM257 255V257H259ZM131 256V257H130ZM162 256V257H161ZM254 256V255H253ZM203 257H201V259H202ZM260 258H262V257H260ZM200 259V260H201ZM204 259H206L205 257L203 258V260H202V262L204 261ZM218 259V258H217ZM257 259V258H256ZM256 259H254V260H256ZM262 259H264V258H262ZM261 259V260H262ZM158 260V259H157ZM156 260V258H155V261H157ZM253 260V259H252ZM251 259H250V262L252 261ZM253 260V261H254ZM258 261H260V259L258 260Z\"/></svg>",
  "mask_w": 264,
  "mask_h": 264
}]
</instances>
